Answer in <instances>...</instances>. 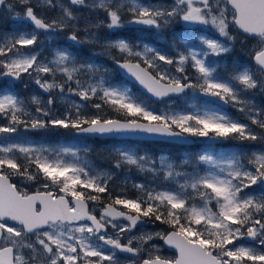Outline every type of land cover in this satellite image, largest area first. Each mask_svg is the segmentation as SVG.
<instances>
[{"label":"snow or ice","instance_id":"obj_1","mask_svg":"<svg viewBox=\"0 0 264 264\" xmlns=\"http://www.w3.org/2000/svg\"><path fill=\"white\" fill-rule=\"evenodd\" d=\"M46 3L50 8L57 6L53 0ZM17 4L22 12L17 11ZM17 4L0 0V8L7 9L16 19L28 21L33 30L0 38V77L19 80L26 74L49 95L44 103L32 97L37 105L32 112L11 91L0 92V115L8 119L7 126H0V133H16V126L23 125L33 130L71 128L78 134L101 136L264 139L227 113L180 111L171 103L172 97L193 90L247 112L251 124L264 130V110L244 98L250 91L264 90V0H216L215 6L212 0H174L170 6L146 5L139 0H94L91 7L102 9L107 21L93 27H124L122 12L126 10L129 24L160 31L179 18L184 22L211 23L226 38L222 41L196 37L200 42L198 51L181 38L185 47L180 50L174 45L175 57L148 44L133 45L124 39L107 42L108 48L122 54L116 60L120 68L151 97L169 101L162 110L133 94L130 88L111 84L106 79L107 69L101 72L100 66L79 63L65 49L56 50L52 60H39L32 48L39 43L37 30L63 31L76 20L72 7H89L86 0H69L70 6L60 5L61 17L50 22L36 14L32 0H17ZM230 25L258 39V47L252 50L255 71L236 66L227 76H221L218 66L208 63L210 56L231 52L229 42L234 37L229 33ZM68 39L81 42L75 31ZM164 65L173 66L175 73ZM186 67L195 70L194 79L188 76ZM57 74L64 78L62 82H57ZM49 76L51 81L46 78ZM66 86L81 103L74 104L75 110L67 111L62 118H53V92L58 89L63 96ZM93 99L99 101L91 104L96 112L87 115L88 102ZM106 107L124 119L108 117ZM117 155L114 168L134 167L164 182H174L175 189L150 190L137 184L134 187L143 190L146 198L113 197L108 188L110 174L94 172L81 161L77 151L0 143V264H118L116 251L105 252L104 246L131 253L139 264H264V251L236 243L250 238L264 248V195L245 194V189L253 185L264 186V153H252L247 165L240 154L217 157L204 153L198 157L199 163L208 165L201 170L203 174L195 168L192 172L182 171L189 164L187 160L178 165L163 156L157 160L127 149H120ZM14 176L39 182L40 187L32 194L21 191L12 182ZM105 193L111 203L102 205L98 218L95 208L89 210V204L101 202V194ZM196 197L202 206L192 202ZM213 200L218 212L208 207ZM115 206H122L123 210ZM118 218L129 223L118 224ZM145 218L166 224L169 230L142 233L134 238L137 247L132 246V239L122 244L121 234L132 231ZM109 227L115 230V236L107 234ZM156 238L174 249L175 255H162L158 245L149 244Z\"/></svg>","mask_w":264,"mask_h":264},{"label":"rangeland","instance_id":"obj_2","mask_svg":"<svg viewBox=\"0 0 264 264\" xmlns=\"http://www.w3.org/2000/svg\"><path fill=\"white\" fill-rule=\"evenodd\" d=\"M10 2L17 4V0H10ZM53 2L57 5L55 8L48 7L46 0H32V5L34 6L36 14L39 17H42L46 21L50 22L53 19H59L61 17L62 10H61L60 5L70 6L69 0H53ZM86 2L89 5V7H74V6L72 7L73 14L76 17V20L73 22V24L66 26L63 31L45 33L43 30H37L38 35H39V43L36 46H32V48L34 49L36 53L39 54L40 61L52 60L54 52L58 49H65L71 52L75 57L76 55L83 53V51L88 54H91V56H93L94 58H91L90 56L89 57L87 56L86 58V60H88V58L91 59L92 60L91 63L86 62V61L85 62L79 61L78 60L79 58L76 57L77 61L82 64H95L97 66H100L101 72H103L104 69H107L106 79L109 81L112 75V68L108 67V65L106 64V61L113 62V65H114V62L116 61V57L121 59L122 54L119 52L118 49L108 48L106 44L109 41H116L119 39H124L130 42L127 38L122 37V33L125 30V26L129 25L127 21L130 19V15L126 12V10L122 12L123 20H124V27H121V28L109 29L106 26H101L99 28L93 27V25L98 24L100 21L106 22L107 16H106V13L102 9L91 7L94 3V0H86ZM118 2H130V0H118ZM139 2L146 4V5H157V6L165 4L159 0H150V1L139 0ZM3 11L6 12V15L7 14L10 15V19L12 20L10 27L12 28L18 27L20 28L19 31L21 30L32 31L33 30L32 25L28 21L14 18V16L10 14L5 8ZM17 11H21V12L23 11L22 7L19 6V4H17ZM229 16L231 15L229 14ZM208 25L212 26L211 23H209ZM212 28L216 29L214 26H212ZM19 31L14 30L13 32L10 33V35L7 34V36H11L12 34L19 32ZM73 31H75L76 34L78 35L81 41L80 43H76L68 39V36ZM136 35L140 38V36L145 35V32H136ZM187 40L189 41L190 45L193 47L194 50H197V51L199 50L200 42L198 39H197V43L195 42L192 43L193 40L191 38L190 39L187 38ZM142 45L143 44H141V46ZM150 46H153V45H150ZM113 52L115 54H113ZM163 67L175 73V68L173 66L164 65ZM186 71H187L188 76L194 79L193 75L189 72L188 67H186ZM176 74L179 75L178 73ZM22 76H23V80L18 81L16 83H13L11 80L1 79L0 87L4 89L6 88V89H13V90L21 89L22 91H24L27 100L26 101L25 99H22V100H24L25 103L28 104V106L30 107L29 111L34 112V109L35 107H37V105L32 102V97L34 96L38 97L41 103H44L47 101L49 93L40 89L38 85L35 84L33 78H30L26 74H22ZM46 78L49 79L50 81L52 79V77L50 76ZM81 78L85 79V77H81ZM56 79H57V82H62L64 78L60 76V74H57ZM113 85L120 86V87H128V88L132 86L131 84H130L131 86L127 84H124V85L113 84ZM72 87H75V84H72ZM2 92H7V91H2ZM12 93L15 94L13 91ZM53 95L55 96V103L51 106V112H52L53 118L63 117V116L57 117L56 114L59 111L58 108L67 109L69 111L73 107L74 104L81 103L80 98L78 96H76L73 93L68 92L67 86L65 87V93L63 96L59 93L58 89L53 92ZM198 97L199 96H197V94H193L192 92H189L187 95H184L180 97L179 99L171 100V103L177 110H180V111L202 110V111H209V112H212V111L224 112L221 108H218L207 102L200 104L198 101ZM98 102H99L98 100L93 99L92 101L88 103L93 104V103H98ZM152 102L154 105H156L154 108L157 110L164 109L165 105L169 103L168 100L165 102H160V103H156L154 101ZM234 108H238V107H234ZM245 115L246 117H248L247 112L245 113ZM3 118L4 116H0V119H3ZM62 130H66V129L58 128V127L57 128L49 127L47 129H40V130L30 129L28 131H23L22 129L17 127L16 133H12V134L3 133L0 136V143L32 144L34 146L42 145L49 149L62 150V149L68 148V149H72L73 151H77L81 161L87 164V166L90 169H92L94 172L100 173V174H110V178H113L114 175L116 174V186H121L120 192H123V193H125L126 191L132 192V190L136 188L134 187V185H137V184L145 185V183L141 181L144 176H147L149 174V177H152V180H154L153 179L154 176L151 173L141 172L135 169L134 167L125 166L120 169L114 168L115 161L119 158L117 153L120 149H127L131 152H135L141 155L146 154L149 157L153 159H157V160H159V158L163 156L175 162L178 165H181L183 161L187 160L189 164L186 167L181 168L182 171H187V172H192L194 168L198 172H201L202 169L208 168V165L201 164L198 161V157L204 153H208L210 155H214L217 157H224V156H228L231 154H240L237 151H225L221 148L211 146V148H208L207 150L199 151L198 149H194L191 151H185V152H188V154L186 153L184 154V152H181L180 157L177 161V159L173 158L172 155L169 154L168 152H161V153H158L157 155H154L146 151V149L140 150L141 148L139 147V145H118V143H116V145H113L115 144L113 140H99L101 141V143L99 144V148H98V150L100 151H98L95 149L96 148L95 143L92 142V140L94 139L80 138L79 140H77V139L69 138V135H68V141L70 142L66 143L67 139H64L65 136L63 134L61 135L57 134L58 131H62ZM261 131H263V134H264V130H261ZM255 132L258 135H260L257 129ZM202 138L203 139L200 140L201 142H204L205 139H207L206 137H202ZM106 141H109V142H106ZM246 141L254 142L250 140H246ZM261 143L263 144V147H264V139H261ZM99 152L103 153L104 156H99ZM252 153H256V152L248 153L245 155L244 158L248 161L251 158ZM17 155H22V154L18 153ZM201 174L203 173L201 172ZM14 177H12V181L14 180L17 181L16 179L18 180L20 179V178H17L18 176H14ZM23 180L28 182V184L35 183V181H29L26 179H23ZM162 183L163 184L169 183V186L164 185L161 190L163 189H173L174 190L176 187L174 182L162 181ZM245 194L251 195L250 193H245ZM192 202L195 203L198 207L202 206V201L199 199V197H196L195 200ZM208 207L211 209L212 212H218V207L216 206L214 200L209 203ZM142 233H150V232L146 230H142L139 236ZM129 239H132V238L129 236L128 240ZM105 252H107V250H105ZM116 255H117V259H119L120 255L117 250H116ZM121 259L123 261L125 260V258H121ZM126 259H130V258H126Z\"/></svg>","mask_w":264,"mask_h":264},{"label":"flooded vegetation","instance_id":"obj_3","mask_svg":"<svg viewBox=\"0 0 264 264\" xmlns=\"http://www.w3.org/2000/svg\"><path fill=\"white\" fill-rule=\"evenodd\" d=\"M145 1V0H142ZM150 1V0H148ZM165 4H163V6H170L174 3V0H159ZM213 5L215 6V2L216 0H212ZM222 6V5H221ZM229 20L231 19V16L228 17ZM210 19V17H209ZM201 23L198 22H184L182 20H180L179 18H176V20L171 23L168 27L157 31L156 29H150L147 28L145 26L142 25H137L134 26L132 24L126 25L125 26V30L122 33V37L126 38V36H129L130 38L133 37V35L135 36V38H139L136 35V32H145V35L140 36L139 40H135V41H129L135 45L137 43H141V44H150L153 45L154 47H156L157 49H164L166 51L172 52L173 54H176L175 50H174V45L176 48H179L180 50H184V45L181 42V38L187 39V38H191L193 40L192 43H197V39L196 37H199L201 35L203 36H207L208 38H212V39H220V40H225L226 38L221 37L219 32L216 29H213L211 25H203ZM117 29V28H115ZM116 32V30H115ZM229 33L231 36L234 37L233 41H230L229 44L232 48L231 52L227 53V54H222L220 60H218L217 56H210L211 57V62L212 64H216L218 66V68L220 67L221 64L226 63L230 68H234L236 66H244V67H250L253 71L256 70V65L252 59L253 57V49L258 47V39H253L250 38L248 36H246L245 34H243L242 32H240L235 26L230 25L229 27ZM117 35V33H116ZM145 38V42L140 41L141 39ZM149 38V41L147 40ZM138 41V42H137ZM240 47V51H241V57L240 54L237 52V48ZM230 55H232V57H229ZM232 70V69H231ZM264 78V77H262ZM1 79H6V76L0 77V81ZM23 80V76H21V78L18 81H22ZM193 94H197L198 97V101L200 104L206 103L205 101L202 100V98L200 97V94L198 92H194L192 90ZM255 91H250L248 93L245 94L244 98L250 101V104L253 105L255 108L257 109H261L263 108V90L258 89L257 90V98H255ZM207 102H210L207 100ZM257 102V103H256ZM211 103V102H210ZM212 104V103H211ZM214 105V104H213ZM218 108H221L224 112H226L231 118H233L234 120H238L242 123L248 124L254 131H256V129L259 131L261 136H264L263 131H261V129L259 130L258 127H256L255 125L251 124L250 119H248V117H246L245 113L246 112H241L238 110V108H234V106L231 103H228V106L224 108L219 107L217 105H214ZM222 106V105H221ZM197 140V143L195 146L196 149H198L199 151L201 150H207L208 148L212 147H217V148H231V147H235L237 149L235 150H239V149H251V150H260V151H254L256 153H262L263 152V144L261 143V139H258V142L255 143H233L234 138L232 136L228 137V138H217V141L215 143H207V139H205L204 142H201L200 140H202V137H194ZM237 139V137L235 138ZM182 148H184V150L188 147L185 146H181ZM187 151V150H185ZM184 152V154H188V152ZM181 154V153H180ZM183 154V155H184ZM180 155L176 157L177 161L179 159ZM15 178V177H14ZM20 178L19 180L16 179L17 181H12L14 183L17 184V187L21 190V191H26L29 194L34 193L39 187H40V183L39 182H35L32 184H28V182H26L25 180H23L21 177H17ZM154 180L158 179L157 177L153 178ZM152 180V177H149V174L147 176H144L142 178V182H146V181H154ZM39 185V186H38ZM120 187L121 186H116V174L114 175L113 178H110L108 180V188L111 191L112 196H116V195H122V192H120ZM136 189L132 190L131 194L127 193L125 194L126 196L122 197H126V198H130V199H135L133 198V194L135 193ZM261 195H264V191L261 190ZM260 195V196H261ZM101 196L104 197V199L101 202H97L96 204H89V210H92L93 208H95V214L97 215V217H100L101 214V209H102V205H106L111 203V200L107 199V193L105 194H101ZM118 210H123L122 206H115ZM127 211V210H124ZM118 224H127L129 222H126L124 220L118 219L115 221ZM142 230H146L150 233H155V232H164V231H168L169 230V226L166 224H162L159 221H154V220H148L147 218H145V222L142 223L141 225H136L135 228L132 229V231L130 232H125L121 234V243L122 244H127L128 243V238L129 236L132 238L133 240V247H137L138 246V242L134 239L135 237H138L140 232ZM108 235L110 236H115V230L112 229L111 227L108 228ZM100 244H103L102 241L98 242ZM237 244H243L246 246H251V247H255L258 250L264 251V248H261L260 245L257 244L256 241L250 239V238H242L240 240L236 241ZM149 244H155V245H160V250H161V254L165 255V256H173L175 255V250L168 247L167 245H165L163 243L162 240L156 238L152 241L149 242ZM106 247V249H105ZM107 250V252L109 251H116L111 249L110 246H104V251ZM119 252V259L118 260V264H139V261L137 260L136 257H134L132 254L127 255L124 252H120L119 250H117ZM142 254V258H143ZM121 258H125V260L123 261ZM126 258H130V259H126ZM104 264H108L107 261L104 262Z\"/></svg>","mask_w":264,"mask_h":264},{"label":"trees","instance_id":"obj_4","mask_svg":"<svg viewBox=\"0 0 264 264\" xmlns=\"http://www.w3.org/2000/svg\"><path fill=\"white\" fill-rule=\"evenodd\" d=\"M11 23H12V20L10 19V15L9 14L6 15V12H4L2 10L0 12V38H3L5 36H7V34L10 35V33L13 32L14 30H16V31L20 30V28H18V27H15V28L10 27ZM126 38L129 39L132 42L135 41V40H139L140 39V38H135L134 35H133L132 38H130L129 36H126ZM145 40L146 39L143 38L140 41L145 42ZM147 40L149 41V38ZM159 50H161V51L167 53L168 55L174 57V54L172 52L166 51L164 49H159ZM237 52L240 54V57H241L240 47L237 48ZM113 54H115V53L113 52ZM89 55H90L91 58H94L93 56H91V54H89ZM229 57H232V55H230ZM217 58H218V60H220L221 56H219ZM116 60H119V58L116 57ZM210 60H211V57H208L209 64H212V62ZM90 61H91V59H89L87 62L91 63ZM106 64L108 65V67L112 68V75H111V78L109 79V82L111 84H118V85L119 84L120 85L129 84L125 79H123L120 76V74L118 73L116 68H114L113 62L106 61ZM225 69H227V72L225 71ZM231 69H233V68H230L226 63H224V64L220 65V67L218 68V71H219L221 76H227V74L232 71ZM188 70L193 75V78H195V76H196L195 70L190 68V67H188ZM130 89L132 90L133 94H135L137 96H141L146 101L151 103L153 107L156 106V105L153 104V102L149 98H147L144 94H142L135 86L132 85ZM9 90L10 89H6V88L4 89V88L0 87V92L9 91ZM12 91L20 99H25V101L27 100L25 92L22 91L21 89H14V90L12 89ZM256 92H257V90H255V93H254L255 94V98H257V93ZM202 100L205 101L204 99H202ZM91 104L92 103H88V107H87V110H86V114L87 115H92V114H94L96 112V110L91 107ZM26 106L30 110V107L28 106V104H26ZM58 110L59 111L56 114L57 117L64 116L65 113L68 111L67 109H61V108H58ZM70 110L74 111L75 109H74V107H72ZM262 110H264V90H263V108H262ZM105 114L108 117H110V118L124 119L123 116H120L119 114L111 111L107 107L105 108ZM0 116H2V115H0ZM7 125H8V119L7 118L4 117L3 119H0V126H7ZM16 127H19L23 131H28V130L31 129V128H27L26 129L23 125H17ZM57 134L58 135L63 134L65 136L64 139H67L66 143L70 142V141H68V135H69V138H71V139H77V140L80 139V137L75 135V130H73L71 128L66 129V130H62V131H58ZM232 137L234 138L233 143H236V144H238V142L239 143H255V142H258V140L254 141V142H248L246 140H241L238 137H237V139H235L236 138L235 136H232ZM92 142L95 143V146H96L95 149L98 150L99 144L101 143V141L92 140ZM106 142H109V141H106ZM113 142H115V144H113V145H116V143H118V145H139V147L141 148L140 150H142V149L145 150L146 149V151H148V152H150V153H152L154 155L158 154V153H161V152H168V153H170L171 155H173L175 157L179 156L182 151H185V150L191 151V150L196 149L195 147H190V148H186L184 150V148H182L181 146L165 144V143H160V142H151L150 143V142H132V141H116V140H113ZM235 146L231 147V148L222 147L221 149H223L225 151H237V152H239L242 155L243 162L246 165H247L248 161L244 158L245 155L248 154V153L254 152V151H260V150H251V149L235 150V149H237ZM98 151H100V150H98ZM263 152H264V147H263ZM99 156H104V155H103V153L99 152ZM161 184H163V183H162V180L160 178L154 180V182H152V181H146L145 182V186L148 189L161 190L164 185L169 186V183H164L163 185H161ZM261 192L262 191L260 189L259 184L253 185L252 187H250L248 189H245V193H250V194H252V195H254L256 197H259L261 195ZM132 197L146 198L144 191L141 190V189H138V188L136 189V191H135V193L133 194Z\"/></svg>","mask_w":264,"mask_h":264},{"label":"water","instance_id":"obj_5","mask_svg":"<svg viewBox=\"0 0 264 264\" xmlns=\"http://www.w3.org/2000/svg\"><path fill=\"white\" fill-rule=\"evenodd\" d=\"M2 9L3 8H0V11ZM132 25L137 26L138 24H132ZM239 31L242 32V30H239ZM114 66L117 69V71L119 72V74L121 75V77H123L125 80H127L128 82H130L132 85H134L135 87H137L139 89V91H141L144 95L148 96L150 98V100H152V101H154L156 103L162 102V101L157 100L154 97H151V95L148 94L146 92V90L143 89V87L141 85H139V83L137 81H135V79L133 77H131L126 72V70L120 68L117 65L116 61L114 62ZM8 78H11V77H8ZM12 80H14V79H12ZM14 81H16V80H14ZM181 96H183V95L174 96L171 99H173V98H180ZM201 97L204 98V99L210 100L211 102H213V103H215L217 105H222L224 108L228 106V104H225V103H223V102H221V101H219V100H217L215 98L206 97V96H203V95H201ZM1 134L2 133H0V135ZM76 134L78 136H81V137L97 138V139H101V140H110V139H115V140H134V141L137 140V141L169 143V144L184 145V146H194L196 144V140L193 137H191V136L186 137V138H177V137H165V136H159V135H146V134H136V135H104V136H101V135H98V134H78L77 132H76ZM206 141H207V143H215L217 141V138H215V139H209V138H207ZM261 188L264 191V186H261ZM118 219L124 220L123 218H118ZM124 221H126V220H124ZM126 222H128V221H126ZM141 224L142 223H138L137 225H141ZM125 254L130 255L131 253H125Z\"/></svg>","mask_w":264,"mask_h":264},{"label":"bare ground","instance_id":"obj_6","mask_svg":"<svg viewBox=\"0 0 264 264\" xmlns=\"http://www.w3.org/2000/svg\"><path fill=\"white\" fill-rule=\"evenodd\" d=\"M2 10H4V8L2 9ZM86 52H84L83 51V53H80L79 55H76V57H78L79 59V61H83V62H87L88 60H89V58H88V60H86V58H87V56L89 57L90 55L88 54V53H86ZM90 62H92V60L90 61ZM141 92V91H140ZM146 96V95H145ZM147 98H149L148 96H146ZM150 99V98H149ZM173 99H179V98H173ZM165 101H167V100H165ZM165 101H162V102H165ZM127 193H130L131 194V192H129V191H126L125 193H123L122 192V195L123 196H126L125 194H127ZM121 195V196H122ZM133 198H135V199H137V198H140V197H133Z\"/></svg>","mask_w":264,"mask_h":264}]
</instances>
